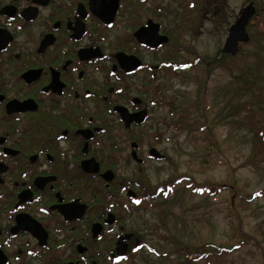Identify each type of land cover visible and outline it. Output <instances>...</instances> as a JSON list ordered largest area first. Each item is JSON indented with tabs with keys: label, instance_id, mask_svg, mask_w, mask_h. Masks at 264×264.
Segmentation results:
<instances>
[{
	"label": "flooded vegetation",
	"instance_id": "flooded-vegetation-1",
	"mask_svg": "<svg viewBox=\"0 0 264 264\" xmlns=\"http://www.w3.org/2000/svg\"><path fill=\"white\" fill-rule=\"evenodd\" d=\"M190 9L175 0H0V264H137L147 243L124 223L147 192L119 177L114 126H144L156 104L146 86L190 66L156 58L174 47ZM143 29L168 41L152 47ZM116 107L146 119L126 127ZM131 138L123 166L145 161ZM91 159L98 172L84 167Z\"/></svg>",
	"mask_w": 264,
	"mask_h": 264
},
{
	"label": "rangeland",
	"instance_id": "rangeland-1",
	"mask_svg": "<svg viewBox=\"0 0 264 264\" xmlns=\"http://www.w3.org/2000/svg\"><path fill=\"white\" fill-rule=\"evenodd\" d=\"M175 1L191 8V18L177 32L174 47L156 58L190 66L163 70L158 81L146 86V97L156 104L144 126L129 130L114 126V142L124 147L115 155L122 160L130 156V138L136 134L143 142L140 152L145 160L123 166L119 159L116 171L122 179L138 180L140 187L152 191L191 175L198 184L215 186L217 193H197L186 187L191 182L187 178L174 193L160 192L155 199L132 203L134 210L124 225L147 243L135 262L186 264V256L177 252L182 246L210 244L216 250L222 244H237L231 251L223 249L189 264H264V146L245 106L257 103L264 112V0ZM250 2L256 8L247 27L250 40L236 55L224 53L231 24ZM146 57L154 61V56ZM151 147L166 159L150 158ZM209 160L221 162L201 172ZM143 191L141 187L140 197ZM250 194L256 196L247 205L240 196ZM236 234L244 239L240 245Z\"/></svg>",
	"mask_w": 264,
	"mask_h": 264
},
{
	"label": "trees",
	"instance_id": "trees-1",
	"mask_svg": "<svg viewBox=\"0 0 264 264\" xmlns=\"http://www.w3.org/2000/svg\"><path fill=\"white\" fill-rule=\"evenodd\" d=\"M254 85L255 84H253V86ZM253 86H251V88ZM245 106L248 108L249 122H250L251 126L253 127L252 129L256 133V138L264 146V112L262 111V108L257 103H249L247 105L245 104ZM210 146L213 147V144H210ZM220 162L221 161L217 162L215 160H209L206 162L205 165L202 166V169L200 171L202 172V171H204V169H215L218 165H220ZM206 165H208V166H206ZM187 178L189 180L191 179V182L189 184H186L187 188H192L197 193L211 192L212 195L217 193V189L215 188V186L210 185V184H208V185L198 184L193 176L185 175V174L181 175L180 177L174 178L173 181L171 180L168 184H165L166 186L165 185L156 186V188H154L153 191L151 189L148 190L145 187H142V188H144V191L147 192V194H145V197L147 199L151 200V199H155L158 196V193H160L159 190L163 191V193L165 192L164 194H167V195L169 194V192L174 193L176 185L181 183L182 181H184V179H187ZM139 195H140V192H139ZM255 196H256V194L243 195V196L241 195L240 198H243L247 202L246 204L249 205L253 202ZM235 207H238V205H235ZM235 230H237V229H235ZM236 236H237L236 239L239 240V245L244 242L243 241L244 239L242 240V234L241 235L236 234ZM210 247H211L210 244H205L202 246H193V247L192 246H185V247L182 246V247L177 249V252L181 255H185L187 258L186 264H189L190 261L205 258L207 255H209V256L217 255L223 249H224V251L225 250L231 251L233 248H236L238 246H237V244H235V245L233 244L230 246L222 244V245L216 246V247H218V249H216V250L211 249Z\"/></svg>",
	"mask_w": 264,
	"mask_h": 264
},
{
	"label": "water",
	"instance_id": "water-1",
	"mask_svg": "<svg viewBox=\"0 0 264 264\" xmlns=\"http://www.w3.org/2000/svg\"><path fill=\"white\" fill-rule=\"evenodd\" d=\"M256 15V8L253 2H250L246 7L243 8L241 11L239 17L237 20L230 26L229 28V35L225 41V44L223 46V51L227 54L236 55L239 50L242 43H246L250 40V35L247 31V27L251 21V19ZM138 35L143 38V41L152 46L155 47L159 45L160 43L168 41L167 36H157L156 38H152L146 29L140 30ZM117 110L120 111L125 123L126 127H130L131 123L136 122L138 124H141L145 121L147 112L141 111L135 114H130L127 109L123 107H116ZM137 144L133 143L132 147H135ZM133 157L138 159V155L136 150L132 153ZM150 156L163 159L165 156L161 154L156 148H152L150 150ZM139 161H142V159H138ZM84 167L86 170L90 172H98L99 171V165L96 163L94 159H91L88 164ZM115 177V173L113 171H107L105 174H103V178H105L107 181L111 182ZM130 195L135 196V192L131 190L129 192ZM126 252V246L121 245L117 248L118 255L122 256ZM5 264V260L3 262Z\"/></svg>",
	"mask_w": 264,
	"mask_h": 264
}]
</instances>
